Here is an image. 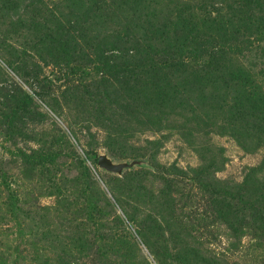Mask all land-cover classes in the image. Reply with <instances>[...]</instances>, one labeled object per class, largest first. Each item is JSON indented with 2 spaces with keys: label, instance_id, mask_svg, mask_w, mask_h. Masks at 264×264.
Masks as SVG:
<instances>
[{
  "label": "rangeland",
  "instance_id": "obj_1",
  "mask_svg": "<svg viewBox=\"0 0 264 264\" xmlns=\"http://www.w3.org/2000/svg\"><path fill=\"white\" fill-rule=\"evenodd\" d=\"M40 1L37 22L49 23L51 31H56L52 23L57 24L58 34L72 41L73 48H95L104 31L119 30L121 0H115V24L100 19L96 6L88 18L83 11L91 3L86 0ZM143 5L139 27L132 26L139 37L148 28L145 20L162 32V24L185 12H193L196 28L203 20L223 17L222 25L233 32L245 21L240 10L254 8L253 0H143ZM255 9L257 14L259 8ZM37 48H49L39 28L11 13L0 14V264H264V199L244 196L235 203L224 191L217 190L219 197L212 193L215 183L232 193L227 187L245 180L264 187V143H256L255 131L239 129L248 137L241 143L230 133L229 109L208 95L205 101L179 109L162 131L147 129L136 120L123 123L118 130L127 142L108 148L106 136L115 126L102 121L94 95L83 104L71 102L64 90L70 82L59 80L57 69L42 60H49L46 53ZM236 52L237 68L248 71L257 91L264 93V42ZM87 70L85 83L102 75L94 65ZM44 78L56 81L46 84ZM89 152L107 155L114 163L135 164L115 174L88 160ZM119 154L126 158L119 159ZM211 156L219 171L211 167L213 173L200 181L191 171L209 165ZM36 158L37 169L23 172L25 161ZM141 172L146 174L140 184L147 198L139 210H165L171 219L167 224L181 235L176 250L174 243L160 240L147 247L130 225L132 210L116 205L110 187H123L131 179L136 183ZM102 191L116 210H80L89 201L103 208ZM167 192L173 199L162 207L166 199L160 197ZM118 216L125 225L119 224ZM104 234L113 240L97 237ZM166 246L171 257L163 250ZM181 248L188 255H179L178 260Z\"/></svg>",
  "mask_w": 264,
  "mask_h": 264
},
{
  "label": "trees",
  "instance_id": "obj_2",
  "mask_svg": "<svg viewBox=\"0 0 264 264\" xmlns=\"http://www.w3.org/2000/svg\"><path fill=\"white\" fill-rule=\"evenodd\" d=\"M108 1L110 0H86L91 6L85 7V3V6L81 4V7H85L83 12L88 17L93 15L96 6L97 11L102 14L100 19L105 17L115 24V0H111L113 1L111 4ZM41 3L40 0H0V14L11 13L22 22L31 21L44 33L49 48L36 50L46 53L49 60L46 58L42 60L46 66L52 65L55 70L57 69L61 76L59 80L66 84L70 82L64 86V90L71 102L83 104L87 100L91 101L90 97L94 95L93 101L101 105L99 114L102 121L115 126L113 128L115 130L106 136L108 148L120 141L127 142L123 132L118 130L123 123H132L136 120L137 124L147 129L162 131L165 128L164 123L171 116H176L179 109H185L184 106L195 101H205L208 95L212 101L219 99V102H215L220 107L229 109L231 135L242 143L248 137L239 129L253 130L256 143L258 145L264 143V93L257 91L251 74L243 68H237L234 60L238 59L234 57L239 54L236 52L237 48L245 46L247 48L257 42H264V0H253L254 8L249 11L244 8L240 10V16H243L245 21L233 32L222 25L223 17L203 20V24L196 28L197 22L193 18V12H185V16L177 17L176 21L162 24V32H158L153 23L145 20V26L148 28L140 37L132 32V26L134 24V27H139L144 17L143 0H121L123 5L118 7L121 10L120 21L116 23L119 30L111 33L104 31L95 48H73L72 41L63 38V34H58L61 29L57 24L52 23L56 26V31H51L49 23H38ZM255 8H259L257 14ZM189 9L185 7L186 11ZM107 10L112 11V15L108 17L103 15ZM25 15L30 17L25 18ZM228 24L229 20L227 26ZM55 32L58 35L53 34ZM241 39L244 40L242 43ZM108 52H117L119 55L109 56ZM91 65H94L102 75L99 79L85 83L90 76L87 69ZM40 73L42 71L38 74ZM42 81L51 84L56 80L44 78ZM92 88L95 89V93L89 90ZM28 99L31 101V98ZM23 101L26 105V100ZM110 110L112 111L109 117L107 112ZM114 116L115 121L112 119ZM159 147L160 145L157 149ZM157 149L154 153L159 151ZM118 157L126 158L123 154H119ZM48 158L51 162L54 155L50 154ZM98 158L94 152H89L87 156L88 160L93 159L97 163ZM208 159L209 165L205 164L201 169L191 171L200 181H204L207 174L211 175V167L214 168L213 172L219 171L214 166V156ZM38 162V158L33 161L26 160L23 172L35 171ZM173 169L174 173L182 175V171ZM144 178L146 174L141 172L135 178L136 183L131 179L127 180L123 187H110L116 205L123 211L132 210L129 214L130 225L135 228L147 247H152L159 240L165 244L167 242L175 244L181 235L173 232L171 224H167L171 219L167 218L165 210H149L150 213H142L139 210L143 206L142 199L147 198L145 188L140 184ZM254 183L245 180L240 186L227 187L234 193L218 189V184L215 183L212 185V193L219 197V191H224L235 203L243 201L244 196L264 199V187L260 188L261 185L257 181ZM102 195L106 201L103 208L89 201L88 205L80 210H116L115 205L105 198L107 194L102 191ZM160 198L166 199L160 205L164 207L173 199V195L167 192L166 197L161 195ZM171 207L173 208V205H170ZM102 215L105 216V213ZM116 219L120 225L126 224L119 216ZM97 237L101 240H113L108 234ZM176 245L175 250L178 249L175 248L178 247ZM163 250L167 256H172L170 248L166 246ZM179 255L186 258L188 251L181 248L175 256L178 260Z\"/></svg>",
  "mask_w": 264,
  "mask_h": 264
},
{
  "label": "water",
  "instance_id": "obj_3",
  "mask_svg": "<svg viewBox=\"0 0 264 264\" xmlns=\"http://www.w3.org/2000/svg\"><path fill=\"white\" fill-rule=\"evenodd\" d=\"M134 164L135 163H114L107 155H100L98 158V166L119 175H121L125 169L130 168Z\"/></svg>",
  "mask_w": 264,
  "mask_h": 264
}]
</instances>
